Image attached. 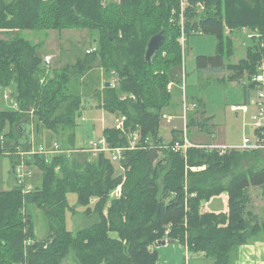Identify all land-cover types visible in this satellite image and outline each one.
<instances>
[{"label": "trees", "instance_id": "obj_1", "mask_svg": "<svg viewBox=\"0 0 264 264\" xmlns=\"http://www.w3.org/2000/svg\"><path fill=\"white\" fill-rule=\"evenodd\" d=\"M186 1L182 8L181 0H0V31L15 33L0 38V87L14 88L20 107L0 110V156L6 150L16 153V166L19 153L31 150V125L24 119L29 110L34 111L37 135L50 131L63 140L62 149L72 152L56 155L50 163L27 156V166L41 172V184L32 191L23 184L0 191V264H63L70 254L78 264H158V254L150 247L166 240L203 253L213 264H233L241 246L264 242V221L250 209L251 187L264 195V152L221 154L192 147L183 154L172 150L176 142L183 143L182 132L174 131L170 143L160 135L163 112L172 102L168 87L182 84L178 74L183 68V33L215 38V54L197 57L199 72L226 73L228 81L245 86L248 101L255 89L251 79L264 62V0ZM243 28L258 37L245 39L246 57L232 63V37ZM41 30L97 32L95 51L49 77L40 55L42 44L22 35ZM162 30L166 41L148 64L147 45ZM97 58L106 83L114 74L118 81L115 87L105 85L103 107L127 118L126 132L115 127L103 132L109 148L125 149L119 165L125 169L123 176L110 152L80 160L90 152L75 147L83 102L71 86L92 70ZM192 104L196 107L188 113L187 137L194 128L212 134L205 102ZM138 131L140 140L132 148ZM120 185L121 197L111 199ZM70 193L77 194L87 214L99 217L77 233L66 223ZM223 193L229 196L228 213L202 212L204 202ZM31 207L45 213L44 239L37 236ZM29 241L33 244L26 245Z\"/></svg>", "mask_w": 264, "mask_h": 264}, {"label": "rangeland", "instance_id": "obj_2", "mask_svg": "<svg viewBox=\"0 0 264 264\" xmlns=\"http://www.w3.org/2000/svg\"><path fill=\"white\" fill-rule=\"evenodd\" d=\"M11 0H8V2ZM111 1L119 3L120 0H104L105 4ZM183 33V30H182ZM230 33V30H227ZM22 35L35 44H42L40 55L44 59L46 56L52 57L51 71L46 72L49 77L54 76V70L74 66L80 59H85L87 51L96 48L97 32L90 30H66V31H25ZM253 35L247 28H243L242 34L234 35L233 43L235 54L231 58L232 63H238L246 57L247 43L245 39ZM15 33H4L0 31V38L9 39L14 37ZM179 42L183 48V68L179 72V79L182 80L181 85L173 84L172 102L167 107L163 115H171L176 118L173 124L167 125L166 120L162 117L160 124V135L165 137V143H170L172 139L171 131L174 126H180L181 132L185 131V122L182 119L184 114V100L188 106H192L193 102L201 99L206 104L207 116L212 118L213 133L200 131L199 129H190L188 138L190 142L202 143L207 146L226 145L238 147L242 145L244 134L254 136V130L250 127L251 116L254 109L251 108L247 116H243L241 112H234L232 106H243L245 104V86L236 82L228 81L227 74H212L210 72H199L197 66V57L213 56L215 54L216 41L214 37L206 35H191L185 37V43ZM248 42V41H247ZM51 75V76H50ZM110 84L117 86V76L111 75ZM107 77H104L100 60L97 58L93 64L92 70L81 80H73L72 90L79 93L82 97V116L78 119L77 128L75 130V147L76 149H88L91 143L104 138L103 132L105 128L115 127V120H121L123 117L119 113H110L103 107ZM169 88V87H168ZM71 90V91H72ZM171 90V89H170ZM72 91V92H73ZM98 93L102 94V98H98ZM249 100L255 96L254 90L250 92ZM128 96H123V100ZM101 107V109L99 108ZM0 110L13 111L12 103H4L3 89L0 87ZM34 111L26 112L25 121L32 126L31 134L33 140L31 144L36 147L44 145L47 149L54 147V144H63V140L50 131H44L41 135L36 132V119L33 115ZM177 116V117H176ZM127 120V118H126ZM104 121V123H103ZM187 129V127H186ZM187 131V130H186ZM187 133V132H186ZM139 135V131L135 133ZM140 136V135H139ZM26 139H21V143H25ZM65 144V143H64ZM9 147V146H8ZM20 152V151H19ZM96 152H90L89 156L80 160H93ZM17 154L6 150L4 155L0 156V191H11L16 186V178L13 174V162ZM16 160V159H15ZM118 174L123 176L124 173L119 163H115ZM29 175L24 185L30 191L34 190L42 182L41 172L37 168H29ZM198 170V169H194ZM26 189V190H27ZM250 193L253 199L250 209L257 213L260 219L264 220V195L260 188L251 187ZM68 209L66 213V223L69 231L77 233L83 229L93 226L99 221L98 215L92 213L87 214V207L79 205L78 196L75 193L67 195ZM113 199V198H112ZM109 202L108 206H110ZM94 205L91 206L93 208ZM31 214L36 222V230L38 238L44 239L48 234L47 219L45 213L35 207L30 208ZM115 236V235H114ZM157 248H161L157 246ZM63 264H78L73 254L68 255Z\"/></svg>", "mask_w": 264, "mask_h": 264}, {"label": "built area", "instance_id": "obj_3", "mask_svg": "<svg viewBox=\"0 0 264 264\" xmlns=\"http://www.w3.org/2000/svg\"><path fill=\"white\" fill-rule=\"evenodd\" d=\"M182 8L187 5L186 0H181ZM201 9L203 7L201 6ZM258 37V35H250L249 38ZM185 35L183 33V39L181 40L182 43H185ZM95 49H91L87 51V53L94 52ZM44 65L46 68V72L51 71L52 66V57L46 56L44 58ZM44 83V80L41 82ZM251 83L255 84V96L248 101L247 104H244L243 106H233L232 110L236 113L241 112V114L245 117L250 113L251 108L254 109V113L251 116V124L250 127L254 130V136H250L247 134H244L243 143L242 145L238 147H227V146H202L193 144L190 142L189 138L187 137V122H188V113L192 108H195L196 105L188 106V103L186 100H184V114L182 119L185 122V131L183 132V143L176 142L175 145H173L172 150L175 152H182L185 154L188 149L192 147H199V148H207L210 150H219L221 154H225L227 152L232 151H242V152H252V151H262L264 152V62H262L258 67V73L251 79ZM173 83L169 85V89H172ZM3 99L4 103H12V108L15 110H19V103L16 100V90L14 88H3ZM134 100L135 98L132 97ZM168 122H172L175 120L174 117H164ZM126 117H123L121 120H116L115 128L117 130H121L122 132H126L125 127ZM33 137V136H32ZM33 140V138H32ZM140 140L139 135H133V141H132V148L135 147L136 143ZM167 148V146H166ZM125 149H111L109 148V145L105 138L99 139L98 141L92 142L91 147L88 149L82 150V152H110L112 154V160L114 163H121L123 160V152ZM71 155L72 152L66 151L62 149L61 145L56 143L54 144V147L51 149H47L44 147V145L38 146L35 148L33 144H31V150L29 152H20L19 155L21 156V162L17 164L15 167V178H16V184H23L26 180V178L31 175V172H29V166H27L26 163V157L27 156H41L43 157L47 163H50L54 156L56 155ZM123 173L125 172V169L120 166ZM203 168H200L198 170H201ZM27 191H30L27 189ZM122 194V185H120L114 192L111 193L110 198L112 199H119ZM33 242L29 241L26 243V245H32Z\"/></svg>", "mask_w": 264, "mask_h": 264}, {"label": "crops", "instance_id": "obj_4", "mask_svg": "<svg viewBox=\"0 0 264 264\" xmlns=\"http://www.w3.org/2000/svg\"><path fill=\"white\" fill-rule=\"evenodd\" d=\"M248 101L246 102V98H245V104H247ZM99 108L101 109L100 106ZM164 117H172V116L167 115ZM175 120H173L172 122H168L166 120L167 125L173 124ZM174 131L181 132L180 126L177 125L174 126L173 130L171 131L172 139H173ZM163 138L165 139V137ZM192 143L197 145H204L200 142L198 143L192 142ZM218 146H226V145H218ZM228 206H229V196L227 193H223L218 197H214L209 202H204L202 205V212L215 213V214L228 213L229 211ZM255 214L259 217L257 213ZM160 247L161 248L159 249L157 248L156 245L150 247V250L152 252H157L158 254V264H213V262L207 259L203 253H191L188 250L187 245L182 244L178 241L170 242L166 246H160ZM233 264H264V242L257 241L248 245L241 246L238 249V252L236 253V257Z\"/></svg>", "mask_w": 264, "mask_h": 264}, {"label": "water", "instance_id": "obj_5", "mask_svg": "<svg viewBox=\"0 0 264 264\" xmlns=\"http://www.w3.org/2000/svg\"><path fill=\"white\" fill-rule=\"evenodd\" d=\"M166 41V37H165V31H161L160 33H158L157 35L153 36L148 45H147V50H146V54H145V61L148 64H151L154 57L157 55V53L159 52V50L163 47L164 43ZM111 84L107 83L106 87H110ZM32 130V126H28V133H30V131ZM32 136L31 135V140H32ZM13 174L15 175V167L13 166ZM170 242H174L173 240H166V241H161L158 242L156 244V246H166L168 243Z\"/></svg>", "mask_w": 264, "mask_h": 264}]
</instances>
